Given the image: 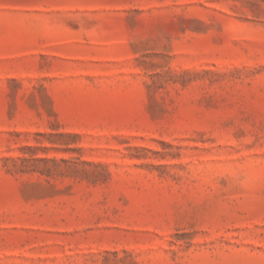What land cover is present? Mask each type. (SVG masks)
<instances>
[{
  "label": "rangeland",
  "instance_id": "374dc122",
  "mask_svg": "<svg viewBox=\"0 0 264 264\" xmlns=\"http://www.w3.org/2000/svg\"><path fill=\"white\" fill-rule=\"evenodd\" d=\"M0 264H264V0H0Z\"/></svg>",
  "mask_w": 264,
  "mask_h": 264
}]
</instances>
